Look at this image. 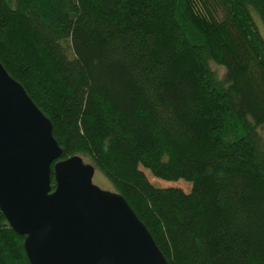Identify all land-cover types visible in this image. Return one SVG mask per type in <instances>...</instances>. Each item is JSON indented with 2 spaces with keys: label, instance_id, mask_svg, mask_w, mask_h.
I'll list each match as a JSON object with an SVG mask.
<instances>
[{
  "label": "trees",
  "instance_id": "trees-1",
  "mask_svg": "<svg viewBox=\"0 0 264 264\" xmlns=\"http://www.w3.org/2000/svg\"><path fill=\"white\" fill-rule=\"evenodd\" d=\"M251 10L264 27V0H0V64L61 158H89L168 264H264V42ZM23 237L0 212V264H29Z\"/></svg>",
  "mask_w": 264,
  "mask_h": 264
},
{
  "label": "water",
  "instance_id": "water-1",
  "mask_svg": "<svg viewBox=\"0 0 264 264\" xmlns=\"http://www.w3.org/2000/svg\"><path fill=\"white\" fill-rule=\"evenodd\" d=\"M93 171L80 155L61 158L49 119L0 64V212L24 236L29 264H168L125 199L91 182Z\"/></svg>",
  "mask_w": 264,
  "mask_h": 264
},
{
  "label": "rangeland",
  "instance_id": "rangeland-1",
  "mask_svg": "<svg viewBox=\"0 0 264 264\" xmlns=\"http://www.w3.org/2000/svg\"><path fill=\"white\" fill-rule=\"evenodd\" d=\"M12 1V0H10ZM251 16L252 19L255 23L256 29L262 39V41L264 42V27L262 26L257 14L251 10ZM210 66L212 68H214L217 73L220 75L223 71L222 68L215 66L213 63H210ZM262 136L264 137V126L261 128L260 130ZM81 158L83 160L84 163H90L94 166V171L91 177V182L96 185L97 187H99L102 190H106V191H110L113 192L114 188L112 186V184L108 181V179L95 167V165L90 162V159L87 158L86 156H82ZM146 178L148 179V181L155 185L156 187H165V186H177L179 188H181L183 191L187 192L189 190L190 185L184 181L178 180V181H164L158 178L153 177L152 175L149 174L148 171H144Z\"/></svg>",
  "mask_w": 264,
  "mask_h": 264
}]
</instances>
